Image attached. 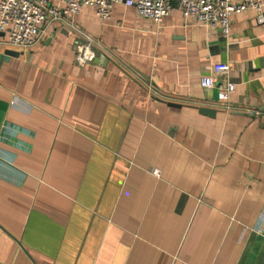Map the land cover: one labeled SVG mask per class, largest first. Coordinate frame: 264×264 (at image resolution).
<instances>
[{
    "label": "crops",
    "instance_id": "crops-1",
    "mask_svg": "<svg viewBox=\"0 0 264 264\" xmlns=\"http://www.w3.org/2000/svg\"><path fill=\"white\" fill-rule=\"evenodd\" d=\"M75 24L26 50L0 34V264H264L257 13L227 36L177 5L161 25L121 4Z\"/></svg>",
    "mask_w": 264,
    "mask_h": 264
},
{
    "label": "built area",
    "instance_id": "built-area-1",
    "mask_svg": "<svg viewBox=\"0 0 264 264\" xmlns=\"http://www.w3.org/2000/svg\"><path fill=\"white\" fill-rule=\"evenodd\" d=\"M135 7L137 15L156 25L163 20L177 5L184 17L202 27L219 30L227 36L234 16L247 11L257 13V22L264 25V0H0V34L6 37L5 43L23 50L36 45L43 30L53 24H66L72 30H78L75 17L83 8H92L101 22L111 16L114 5ZM93 39L83 34V41L75 42V59L78 65H85L94 60ZM201 89L215 87L212 75L200 78ZM235 91V85L226 83L220 88L218 101H228ZM255 116L264 112L256 111ZM153 175L159 177V171Z\"/></svg>",
    "mask_w": 264,
    "mask_h": 264
},
{
    "label": "water",
    "instance_id": "water-1",
    "mask_svg": "<svg viewBox=\"0 0 264 264\" xmlns=\"http://www.w3.org/2000/svg\"><path fill=\"white\" fill-rule=\"evenodd\" d=\"M200 113L204 114V115H208V116H212L214 115V111L210 110V109H206V108H201L199 110Z\"/></svg>",
    "mask_w": 264,
    "mask_h": 264
}]
</instances>
